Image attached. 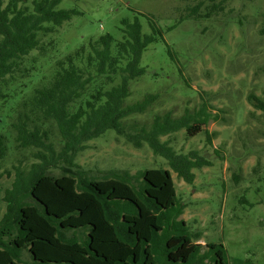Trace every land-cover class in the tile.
<instances>
[{
	"label": "trees",
	"instance_id": "trees-1",
	"mask_svg": "<svg viewBox=\"0 0 264 264\" xmlns=\"http://www.w3.org/2000/svg\"><path fill=\"white\" fill-rule=\"evenodd\" d=\"M204 1L214 10L227 0ZM61 2L0 0V81L23 75V61L30 59V80L39 82L25 94L24 89L14 94L0 90V179L10 180L2 196L0 264H228L221 241L199 243L202 231L180 218L187 204L172 177L173 171L192 184L193 170L212 164L195 151L174 149L171 135L182 129L188 136L201 131L204 144L211 146L217 133L207 125L220 114L202 99L177 116L165 112L151 120L137 118L148 111L156 94L147 92L135 100L132 85L145 77L153 82L167 77L149 73L141 63L143 52L163 41L169 64L180 73L178 52L164 38L180 19L163 29L148 14L136 12L132 20H121L119 38L110 33L90 36L52 60V36L81 14L77 8L60 7ZM202 4L187 6V12L200 16ZM139 16L148 31H143ZM15 97L23 100L24 108L11 124L14 143L32 154L9 169L1 165L10 149L2 132L8 122L4 111L12 110ZM246 98L264 112V94ZM51 132L61 143L58 151ZM107 135L136 148L147 145L167 167L158 163L135 173L117 169L91 174L75 159L88 142ZM55 169L61 173L53 174Z\"/></svg>",
	"mask_w": 264,
	"mask_h": 264
},
{
	"label": "rangeland",
	"instance_id": "rangeland-1",
	"mask_svg": "<svg viewBox=\"0 0 264 264\" xmlns=\"http://www.w3.org/2000/svg\"><path fill=\"white\" fill-rule=\"evenodd\" d=\"M199 1L62 0L60 7L77 8L81 14L73 16L52 36L55 44L48 56L52 60L61 57L90 36L110 33L119 38L121 20H132L136 12L148 14L163 29L180 19L164 34L166 42L178 52L180 73L169 64L163 41L143 52L141 63L149 73L159 71L167 77L155 82L145 77L132 85L135 100L147 92L156 94L148 111L137 118L151 120L155 114L165 112L177 116L186 107L198 106L202 99L221 115L207 125L209 131L217 133L211 146L204 144L201 131L188 136L182 129L171 135L174 149L195 151L212 164L194 169L192 184L172 171L177 192L187 204L180 218L202 231L199 243L221 241L228 264H264V112L252 107L246 98L249 93L264 94V0H227L222 9L214 10L203 0L198 9L200 16L196 17L187 12V6L193 7ZM139 19L143 31H148L145 18ZM49 64L44 61L45 66ZM23 68V75L17 79L0 81L1 92L14 94L24 89L25 94L29 88L39 86L37 79L30 80L34 73L30 59L23 61ZM15 98L12 110L4 111L8 122L6 132H2L6 141L10 140V149L1 165L9 169L19 158L29 161L32 154L14 143L11 124L24 108L23 100ZM2 106L0 102V109ZM222 109L225 113H220ZM50 134L58 151L59 138L56 132ZM75 161L95 175L117 169L135 173L158 163L167 167L147 145L136 148L114 135L88 142ZM52 173L59 175L61 170ZM9 186L10 180L0 179V218L5 212L2 196Z\"/></svg>",
	"mask_w": 264,
	"mask_h": 264
}]
</instances>
